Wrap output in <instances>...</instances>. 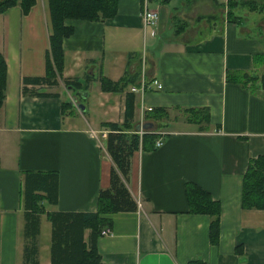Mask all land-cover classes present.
Masks as SVG:
<instances>
[{
	"label": "crops",
	"instance_id": "crops-1",
	"mask_svg": "<svg viewBox=\"0 0 264 264\" xmlns=\"http://www.w3.org/2000/svg\"><path fill=\"white\" fill-rule=\"evenodd\" d=\"M225 2L116 0L112 17L66 20L72 31L61 42L60 77L85 82L79 91L65 88L59 76L55 84L43 81L50 33L47 0H34L26 14L18 5L0 13V54L6 65L0 106V264H50L46 214L96 210L111 165L104 147L108 129L102 123L121 122L130 86L152 79L160 82L159 89L131 92L132 129L137 131L144 112L157 106L166 109L167 124L146 130H156L159 146L130 156L125 185L136 208L105 215L108 224L95 239L101 261L264 264V209L240 206L246 166L264 155V15L224 19L209 12ZM144 6L156 13L154 26L142 21ZM181 20L187 25L175 34L173 25L179 28ZM258 54L260 61L253 57ZM125 73H137L136 82L117 93L100 90V77L115 81ZM228 73L250 80H226ZM61 85L74 101L63 112ZM184 108L207 109L208 123L200 128L184 115L178 118ZM32 175L53 186L50 198L43 187L34 192L39 197L34 235L24 232ZM186 183L219 204L214 244L209 215L188 211ZM103 228L110 233L101 235ZM82 241L89 242L88 228Z\"/></svg>",
	"mask_w": 264,
	"mask_h": 264
},
{
	"label": "trees",
	"instance_id": "trees-1",
	"mask_svg": "<svg viewBox=\"0 0 264 264\" xmlns=\"http://www.w3.org/2000/svg\"><path fill=\"white\" fill-rule=\"evenodd\" d=\"M34 3V0H0V13L7 8L18 5L21 14H26ZM260 3V4H259ZM50 33L48 35V49L45 54V75L43 81L47 84H55V77H60L63 62L61 42L71 31V25L65 24L66 20H102L112 17L116 12V0H47ZM226 13L229 19H240L242 16L235 13V8L242 7L247 10L264 8V0H226ZM175 24V23H174ZM186 22L179 21L174 33L178 34L180 28L185 27ZM262 43L264 45V26L262 31ZM254 58L262 60L260 54ZM255 60V59H254ZM247 76V77H246ZM137 73H125L120 78L112 81L105 77L99 78V88L104 92L117 93L125 89L128 84L137 80ZM246 77V79L244 78ZM61 79V77H60ZM6 80V65L0 54V106L4 98ZM226 80H235L245 83L250 80L246 74H226ZM62 84L70 91H79L86 88L85 82L77 78H62ZM264 91V75L260 80ZM133 94L127 92L124 101V118L121 122H103L107 127L105 137V151L110 159L108 186L98 191L96 210L94 212L51 211L46 214L50 223V264H107L100 259L95 247V239L99 229L108 224V213L133 211L136 203L131 197L125 182L129 170V159L137 149H153L154 141L158 134L156 130L166 127L168 114L164 107H152L143 114L145 122L155 124L154 131H145L138 134L132 129L131 118L133 115ZM62 112L70 107L68 100L61 102ZM184 119L188 123H194L202 128L208 123L209 115L205 108L181 109ZM41 177L32 175L27 180V212L24 215V232L34 235L37 230V215L35 200L39 197L34 193L43 187L45 196L51 197L53 186L50 181L45 183ZM185 196L188 211L193 213H205L209 215L208 236L211 243L218 239V215L219 204L211 200L209 194L193 183L185 184ZM53 196V195H52ZM52 199V198H51ZM240 206L242 209H264V155H258L251 159L241 178ZM89 229V242L82 241V232ZM29 264H37L35 260H28ZM188 264H198L190 261Z\"/></svg>",
	"mask_w": 264,
	"mask_h": 264
},
{
	"label": "built area",
	"instance_id": "built-area-1",
	"mask_svg": "<svg viewBox=\"0 0 264 264\" xmlns=\"http://www.w3.org/2000/svg\"><path fill=\"white\" fill-rule=\"evenodd\" d=\"M141 16H142V21L144 22V24H148L150 26H154L155 22H156V13L148 8H146L145 6L142 8L141 11ZM151 87L155 88V89H159L160 86V82L157 81L156 79H152L149 83H146L143 80H140L139 84L136 85H132L130 86V91L133 93H139L142 94L145 90L150 89ZM146 130H143L141 128H139L136 132L138 134H141L143 132H145ZM160 133V132H158ZM160 145V141L159 140H155L154 141V146H159ZM110 231L107 228H103L100 230V234L104 235V234H109Z\"/></svg>",
	"mask_w": 264,
	"mask_h": 264
},
{
	"label": "rangeland",
	"instance_id": "rangeland-1",
	"mask_svg": "<svg viewBox=\"0 0 264 264\" xmlns=\"http://www.w3.org/2000/svg\"><path fill=\"white\" fill-rule=\"evenodd\" d=\"M240 1H245V0H240ZM254 1V0H253ZM256 1V3H258V0H255ZM184 4V3H183ZM260 4V3H259ZM215 5V4H214ZM225 6V5H224ZM203 10H204V8H199L198 10H197V12H203ZM194 12V11H193ZM196 12V13H197ZM209 12H211V14H215V15H218V17H221V18H224V19H229L226 15H225V13H226V6L224 7V8H220V7H217V8H214L212 11H209ZM235 13L236 14H240L241 16H242V18L243 17H246V16H249V15H251V17H255V16H257L256 14H262V15H264V8H254L253 10H247V8H242V7H238V8H235ZM184 13L182 12L181 13V15L182 16H184L183 15ZM191 14H193L192 12H191ZM60 89V91L62 92V94H63V97H64V99H66V100H68L69 101V98H70V96H68V94L70 95V93L68 92V94H67V92H65V88H63L62 87V85H61V87L59 88ZM82 104V103H81ZM95 114H100L101 115V112L100 111H95ZM176 116L178 117V118H180V117H182L183 116V114L181 113V112H178L177 114H176Z\"/></svg>",
	"mask_w": 264,
	"mask_h": 264
},
{
	"label": "water",
	"instance_id": "water-1",
	"mask_svg": "<svg viewBox=\"0 0 264 264\" xmlns=\"http://www.w3.org/2000/svg\"><path fill=\"white\" fill-rule=\"evenodd\" d=\"M74 101L70 100L69 103H73ZM76 107L79 108L81 111L84 110V106L80 103L77 102L76 103ZM136 130H138L139 128L143 129V130H147V129H151L153 127V124L151 122H143L141 125H137L135 126Z\"/></svg>",
	"mask_w": 264,
	"mask_h": 264
}]
</instances>
